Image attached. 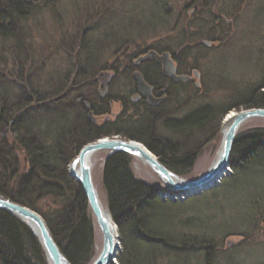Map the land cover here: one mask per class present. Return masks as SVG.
Returning <instances> with one entry per match:
<instances>
[{"label": "rangeland", "instance_id": "374dc122", "mask_svg": "<svg viewBox=\"0 0 264 264\" xmlns=\"http://www.w3.org/2000/svg\"><path fill=\"white\" fill-rule=\"evenodd\" d=\"M23 32L20 47L16 44L14 47L11 38L0 39V86L10 92V103H15L19 95L30 94L23 89L26 83L17 82L20 71L15 62L19 60L16 55L20 54V59L34 62L31 69L26 67L22 76L32 78L34 88L41 94L51 96V91L58 87L66 91L69 84L72 94L67 99L71 100L81 90L79 93L92 102L96 99V86L91 84L93 76L99 70L111 69L123 57L127 62L147 50L170 51L179 59L182 72L198 70L199 86L173 88L172 91L178 92V101L176 104L173 100L165 102L157 111V119H152L150 113L142 118L130 113L134 123L124 116L115 124L132 131L146 122L147 126L152 120L162 138H178L168 126L178 125L176 123L188 112L207 104L215 105L219 110L238 104L246 98L248 91L264 80V0H58L31 15ZM201 41L210 44L204 46ZM179 43H182L181 47ZM182 49L185 51L181 52ZM117 79L110 96L113 99L116 95L126 101L131 85L127 73L120 69ZM83 80L87 83L85 87ZM241 109L244 107L228 111ZM227 112L219 119L220 141ZM173 117L177 119L173 120ZM38 123L49 126L47 133L55 135L54 125H47L42 120ZM259 127H264V119L251 118L237 133L246 134ZM38 131L42 135L44 127L39 125ZM208 133L204 131L199 136L203 138ZM112 136L135 140L123 135ZM0 139L6 140L3 142L8 145L13 144L19 151L18 141L9 128L0 125ZM107 155L108 149L95 152L91 167L93 183L104 207L106 194L102 167ZM215 158L216 149L205 146L188 173L178 176L185 180L195 179L208 170ZM249 166L244 170H232L217 186L188 197L167 196L165 191L168 189L163 182L134 156L130 168L136 178L159 189L162 201L175 203L164 209L169 215H161L159 223L168 227L179 223L185 226L179 225L183 231L190 229L201 239L210 241L216 254L214 264L215 260L217 264H264V158ZM87 208L94 224V261L102 248V235L88 204ZM118 236L117 256L122 251L119 231ZM145 253L141 252L140 256ZM189 262L201 264L198 255L190 257ZM114 264H118L117 259Z\"/></svg>", "mask_w": 264, "mask_h": 264}, {"label": "trees", "instance_id": "16d2710c", "mask_svg": "<svg viewBox=\"0 0 264 264\" xmlns=\"http://www.w3.org/2000/svg\"><path fill=\"white\" fill-rule=\"evenodd\" d=\"M57 1L0 0V39H13L14 47L15 44L16 47L23 45V31L29 17L38 13L41 7ZM178 45L181 47L182 43ZM20 55H16L19 60L15 62L20 71L17 82L26 83L23 89L30 94L23 96L21 92L15 103H10V92L0 86V125L9 128L19 148L17 151L13 144L0 141V175L3 177L0 176V195L38 211L71 264H91L95 256L94 224L86 197L80 183L67 170L84 144L120 134L142 142L168 169L183 176L203 147L217 149L219 119L225 112L239 106L264 108V80H261L238 104L222 110L207 104L188 112L176 123L178 125L168 126L178 137L175 139L162 138L152 121L132 131L128 127H116V122L98 125L85 118L81 107L67 102L65 88L58 87L51 91V96L36 90L33 79L22 76L26 67L31 69L34 62L24 61ZM142 115L148 116L149 112ZM132 118L126 119L134 123ZM40 120L54 125L55 135L50 136L46 131L49 126L38 123ZM39 125L44 127L42 135L38 131ZM204 131L209 133L201 138L199 135ZM260 158H264V127L254 128L246 134L237 133L230 153L233 172L257 164ZM131 160L130 154L116 151L107 155L102 167L106 207L121 236L118 264L179 261L191 264L189 259L195 255L200 257L201 264H214L216 254L210 241L201 239L190 229L183 231L185 226L179 223L171 227L159 223L161 215H169L164 209L175 203L162 201L159 189L136 178L130 168ZM141 252L146 253L140 256ZM0 264H47L31 229L3 209H0Z\"/></svg>", "mask_w": 264, "mask_h": 264}, {"label": "water", "instance_id": "95a60500", "mask_svg": "<svg viewBox=\"0 0 264 264\" xmlns=\"http://www.w3.org/2000/svg\"><path fill=\"white\" fill-rule=\"evenodd\" d=\"M201 43L203 45H209V42L206 41H202ZM153 54H155L154 51L149 52V55ZM168 56L169 53L165 52L162 54L161 59ZM162 71L164 74L174 77L175 80L183 79V76H174L173 70H168L167 66H164ZM134 77L137 80L138 90L147 97L150 103L154 104L160 101V99L152 97L151 88L146 85L138 72L134 73ZM85 106L88 108L89 103L86 102ZM88 116H92L91 112L88 113ZM251 118L264 119V108L248 107L235 112L230 118V123L226 130L223 131V126L221 128L222 137L216 150L215 160L205 173L192 180H185L169 170L147 147L135 140L103 137L83 145L70 162L68 173L74 180L80 183L86 196L87 204L91 213L96 218V224L102 235V248L92 264L114 263L117 250L119 249L117 226L113 222L107 208L106 210L103 209L92 179V156L95 152L103 149H108L109 152H126L146 164L163 182L164 186L168 190L173 191L174 197L176 195L177 197L180 195L188 197L194 193H200L201 191L217 186L220 183L221 176L231 172L229 158L235 136L240 126ZM165 193L167 196L169 195L168 191H165ZM0 209L11 212L21 221L27 223L44 250L47 264H70L57 247L45 220L39 214L2 196H0ZM115 242H117V246H115Z\"/></svg>", "mask_w": 264, "mask_h": 264}, {"label": "flooded vegetation", "instance_id": "af4514ba", "mask_svg": "<svg viewBox=\"0 0 264 264\" xmlns=\"http://www.w3.org/2000/svg\"><path fill=\"white\" fill-rule=\"evenodd\" d=\"M149 51L150 50H147L136 58L129 59L127 62L126 58L121 56L123 57L122 60L115 62V65L113 64L114 66H112L111 69L99 70L91 79V84H93L94 87L96 86V88H94L96 93L95 102L85 100L83 95L79 93L81 92L79 89L75 90L79 91L75 93V96L71 100L67 99L69 95L72 94L69 84H67V89L65 91V99L68 103L81 107V111L85 118L91 123L98 125L117 122L123 119L124 116L132 118L129 116L130 113L134 115L137 114L139 118H142L143 113L149 112L152 114V119H157V111L165 102L173 100V103L176 104L178 101V92H175V90L172 91L173 88L179 89L178 86L180 85L198 87L200 77L196 69L182 72L180 69V61L175 57L174 53L168 51L169 56L161 59L162 53L167 51L155 49L153 50L155 51L153 55H149ZM119 65H122V68L118 69ZM143 65L146 68H144ZM164 66H167L168 70L172 69L174 76L182 75L184 78L182 80H175L174 77L164 74L162 71ZM120 69L127 73L131 84L129 86L130 95L126 101L118 99L116 95L113 99L110 96L111 88L118 82L117 75ZM135 72L141 75L146 85L151 88L152 96L156 99H160L159 102L150 104L146 96L138 90L137 81L134 79ZM69 83L73 84V81ZM78 85H80V82ZM82 86H87L84 80L82 81ZM73 88L75 89L76 87ZM86 102L89 103L88 108L85 106ZM113 103H115L116 106H114ZM112 106H114V108ZM89 112L92 114L91 117L88 116ZM175 118L176 117H173L172 119L174 120Z\"/></svg>", "mask_w": 264, "mask_h": 264}, {"label": "bare ground", "instance_id": "6f19581e", "mask_svg": "<svg viewBox=\"0 0 264 264\" xmlns=\"http://www.w3.org/2000/svg\"><path fill=\"white\" fill-rule=\"evenodd\" d=\"M234 110L232 111H228L227 112V115H225L224 116V118H223V122H222V126H223V131H225L226 130V128L229 126V123H230V118L234 115ZM237 135V134H236ZM236 137V136H235ZM235 140V139H234ZM0 141H1V139H0ZM229 161H230V158H229ZM230 171H232V169H231V166H230ZM233 173V172H232ZM223 176H225V174H223L221 177H223ZM221 180V179H220ZM0 196H2V195H0ZM2 197H4V196H2ZM4 198H6V197H4ZM6 199H8V198H6ZM8 200H10V199H8ZM10 201H12V200H10ZM13 202H15V201H13ZM15 203H18V202H15ZM102 203V202H101ZM18 204H20V203H18ZM20 205H22V204H20ZM22 206H25V205H22ZM25 207H27V206H25ZM102 207H103V209L104 210H106V206L104 207V204H102ZM27 208H29V207H27ZM29 209H31V208H29ZM31 210H33L34 212H36L37 214H39L42 218H43V216L38 212V211H36V210H34V209H31ZM9 212V211H8ZM11 213V212H10ZM12 214V213H11ZM14 215V214H13ZM15 216V215H14ZM15 217H17V216H15ZM18 218V217H17ZM19 219V218H18ZM44 219V218H43ZM20 220V219H19ZM45 220V219H44ZM21 221V220H20ZM21 222H23L24 224H26L27 225V223H25L24 221H21ZM46 223V222H45ZM47 225V224H46ZM28 226V225H27ZM29 227V226H28ZM48 227V226H47ZM30 228V227H29ZM48 230H49V228H48ZM32 231V230H31ZM50 231V230H49ZM51 233V232H50ZM52 236V235H51ZM37 238V237H36ZM53 238V237H52ZM37 240H38V238H37ZM54 240V239H53ZM38 242H39V240H38ZM56 243V242H55ZM39 244H40V242H39ZM41 245V244H40ZM57 245V244H56ZM115 246H117V242H115ZM57 247H58V245H57ZM41 248H42V246H41ZM59 248V247H58ZM42 250H43V248H42ZM60 250V249H59ZM61 251V250H60ZM43 252H44V250H43ZM62 253V252H61ZM63 254V253H62ZM44 255H45V253H44ZM64 255V254H63ZM66 258V257H65ZM45 259H46V256H45ZM67 259V258H66ZM70 263V262H69ZM71 264V263H70Z\"/></svg>", "mask_w": 264, "mask_h": 264}]
</instances>
